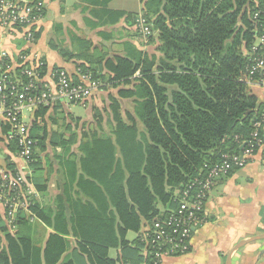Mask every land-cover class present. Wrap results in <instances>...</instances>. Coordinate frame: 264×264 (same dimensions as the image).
<instances>
[{
    "label": "trees",
    "instance_id": "obj_1",
    "mask_svg": "<svg viewBox=\"0 0 264 264\" xmlns=\"http://www.w3.org/2000/svg\"><path fill=\"white\" fill-rule=\"evenodd\" d=\"M255 5V0H146L141 18L152 25L161 57L133 50L104 65L85 57L92 66L77 73L89 74L100 86L106 84L104 69L111 76L107 83L131 86L118 94L133 100V115H121L114 101L112 137L83 133L80 164L88 179L72 178L67 187L75 184L81 194L74 198L63 185L54 215L30 199L27 211L37 221L31 224L26 212L17 214L0 264H58L69 249L68 236L77 262L116 264L107 254L121 247L124 256L118 261L138 264L141 244H128L125 234L140 232L160 217L161 208H174L175 194L205 177L204 165L243 152L255 131L264 137L262 127H255L264 119V108L249 89L262 74H249L252 59L263 55L253 51ZM71 79L77 83V76ZM48 109L36 106L33 113L34 153L37 146L44 150L47 135L38 137L36 122ZM10 139L11 151L17 152L16 139ZM116 150L121 160L114 158ZM34 155L30 167L36 172L40 162L33 164ZM5 169L12 176L17 172L9 160ZM43 188L35 189L41 193ZM39 224L52 230L43 247L33 237ZM73 260L63 264H76Z\"/></svg>",
    "mask_w": 264,
    "mask_h": 264
},
{
    "label": "crops",
    "instance_id": "obj_2",
    "mask_svg": "<svg viewBox=\"0 0 264 264\" xmlns=\"http://www.w3.org/2000/svg\"><path fill=\"white\" fill-rule=\"evenodd\" d=\"M40 1L43 15L35 24L32 42H25L21 31L10 32L0 25V62L5 54L7 64L14 71L38 65L41 82L50 88L55 70L66 71L72 77L77 76L78 68L91 67L86 56L102 60L103 65L108 60L126 57L133 50L161 57L157 52L159 42L156 34L145 42L140 38L136 22H132L142 16L146 0ZM118 14L123 17H118ZM101 74L106 84L93 90L84 105H75L86 110L84 118L73 117L68 104L58 102L47 106V113L37 119L38 137L47 136L43 142L44 150L39 146L35 149L33 164L40 162L36 172L17 157L16 151H11L10 129L8 123L0 118V173L6 172L7 160L14 165L15 171H31L28 178L32 188L35 191L36 186L45 189L41 193L36 192L35 201L51 215L56 213L57 196L64 195L63 185L75 198L76 193H81L74 187L75 184L74 189L67 190L69 180L79 177L88 179L80 164L83 133L112 137L114 121L110 108L114 101L119 104L121 115H133V100L118 94L131 86L112 85L107 83L111 76L104 69ZM249 89L257 104L264 108V72L257 81L249 83ZM35 110L36 107L24 113L29 126ZM262 130L264 132V125ZM112 143L115 144L113 140ZM114 158L121 160L119 150H116ZM223 177L225 180L218 178L211 188L204 208L205 222L192 234L189 251L166 258L162 264H264V155L258 153L243 168L231 170ZM80 199L85 201L82 195ZM36 221L32 220L31 224ZM35 227L38 234L33 237L39 239L43 247L52 230L40 224ZM14 233L15 229L11 232L6 226L0 201V252L7 247L5 235ZM129 233L134 237L128 238ZM65 239L69 249L58 264L77 259L73 255L74 239L70 236ZM124 241L128 244L137 241V233L127 232ZM123 256L121 247L110 249L107 254V258L116 264ZM79 261L76 264H89L85 258Z\"/></svg>",
    "mask_w": 264,
    "mask_h": 264
},
{
    "label": "built area",
    "instance_id": "obj_3",
    "mask_svg": "<svg viewBox=\"0 0 264 264\" xmlns=\"http://www.w3.org/2000/svg\"><path fill=\"white\" fill-rule=\"evenodd\" d=\"M255 3L256 10L251 18L256 27L257 44L253 51H261L263 55L252 59L249 74L264 72V0H255ZM42 11L40 0H0V25L10 32L21 31L24 41L30 43L34 40V27ZM151 28L152 25L143 18L136 20V29L145 42L153 35ZM3 57L0 62V118L8 123L10 138L17 141V157L30 166L35 143L30 137V126L24 119V113L36 106L47 107L58 102L84 105L99 85L87 73H78L77 83H73L66 71L56 70L52 73L50 88L41 82L38 65L20 68L17 73L7 64L5 54ZM263 125L264 119L255 127ZM263 150L264 137L255 131L243 152L224 154L214 164L204 165L205 177L195 179L184 191L175 194L174 208L160 210V217L137 233V241L141 244V261L138 264H162L166 258L186 254L192 234L205 222L204 208L214 182L231 170L243 168ZM30 175L31 171H17L14 176L8 171L0 173V201L6 215V226L11 232L15 229L14 222L19 212H26L30 222L34 220L27 211V202L37 196L31 182L26 179Z\"/></svg>",
    "mask_w": 264,
    "mask_h": 264
},
{
    "label": "rangeland",
    "instance_id": "obj_4",
    "mask_svg": "<svg viewBox=\"0 0 264 264\" xmlns=\"http://www.w3.org/2000/svg\"><path fill=\"white\" fill-rule=\"evenodd\" d=\"M127 104L128 103H126V107H127ZM68 109L71 115L75 118H84L86 116V110L81 106H75V105L68 104ZM105 129L107 130V126ZM133 237H134V234H131V233L128 234V238L131 239Z\"/></svg>",
    "mask_w": 264,
    "mask_h": 264
},
{
    "label": "water",
    "instance_id": "obj_5",
    "mask_svg": "<svg viewBox=\"0 0 264 264\" xmlns=\"http://www.w3.org/2000/svg\"><path fill=\"white\" fill-rule=\"evenodd\" d=\"M221 180H225V177H222ZM241 245H243V243Z\"/></svg>",
    "mask_w": 264,
    "mask_h": 264
}]
</instances>
